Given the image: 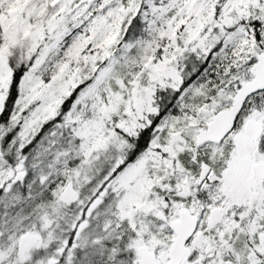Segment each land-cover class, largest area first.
<instances>
[{"label":"snow or ice","instance_id":"snow-or-ice-1","mask_svg":"<svg viewBox=\"0 0 264 264\" xmlns=\"http://www.w3.org/2000/svg\"><path fill=\"white\" fill-rule=\"evenodd\" d=\"M0 264H264V0H0Z\"/></svg>","mask_w":264,"mask_h":264}]
</instances>
